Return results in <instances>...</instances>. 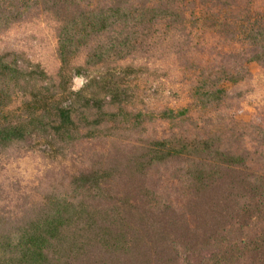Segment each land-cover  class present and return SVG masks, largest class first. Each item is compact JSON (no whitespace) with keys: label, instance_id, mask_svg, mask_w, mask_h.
I'll return each instance as SVG.
<instances>
[{"label":"trees","instance_id":"obj_1","mask_svg":"<svg viewBox=\"0 0 264 264\" xmlns=\"http://www.w3.org/2000/svg\"><path fill=\"white\" fill-rule=\"evenodd\" d=\"M255 5L0 0V33L42 16L57 22L61 64L54 81L0 53V154L38 139L61 150L98 140L129 150L20 215H0V264H264V131L249 148L245 132L219 122L227 84L264 64V11ZM209 40L210 62L188 57L204 55ZM158 53L181 63L186 107L146 98L141 79ZM157 124L172 129L146 136ZM173 163L181 207L143 182Z\"/></svg>","mask_w":264,"mask_h":264},{"label":"rangeland","instance_id":"obj_2","mask_svg":"<svg viewBox=\"0 0 264 264\" xmlns=\"http://www.w3.org/2000/svg\"><path fill=\"white\" fill-rule=\"evenodd\" d=\"M257 10L264 11V0H255ZM58 24L49 16L24 22L0 33V53L13 55L25 65H40L54 81L60 71L58 57ZM204 55H189L200 58L204 63L211 61L215 40L207 42ZM241 51V49H238ZM146 61H139L137 66ZM150 62V61H149ZM78 64L82 60H78ZM179 63L172 55L155 54L148 66L149 71L141 79L146 98L152 102H163L179 108L189 105L188 89L184 77L179 73ZM250 76L243 83L227 84L229 99L219 116V122L229 129L243 131L248 135L247 146L260 138L264 131V64L247 65ZM84 80L74 81V90L82 88ZM146 136H163L171 126L157 124L148 127ZM128 149L113 140H98L83 143L75 148L61 150L47 141L35 140L31 147L17 146L0 154V215H20L21 212L41 203L52 192L68 189L74 178L92 167L110 159L123 156ZM179 164L154 168L143 180L145 186L162 202L182 206L180 185L175 181ZM127 192V188L119 187Z\"/></svg>","mask_w":264,"mask_h":264}]
</instances>
